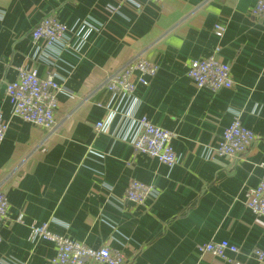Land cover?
I'll use <instances>...</instances> for the list:
<instances>
[{"label": "crops", "instance_id": "1", "mask_svg": "<svg viewBox=\"0 0 264 264\" xmlns=\"http://www.w3.org/2000/svg\"><path fill=\"white\" fill-rule=\"evenodd\" d=\"M256 3L0 0V112L8 124L0 187L9 200L0 264H50L54 244L31 235L44 221L90 247L122 250L126 264H234L198 251L225 239L239 246L243 264H264L252 254L264 250V219L246 206V192L264 176V19L253 16ZM50 15L71 28L84 19L101 26L84 43L73 34L70 49H45L31 31ZM217 24L226 27L222 37ZM216 49L234 86L199 88L187 65ZM138 55L159 66L136 88L138 114L175 133L174 167L116 139L123 113L103 83ZM23 66L63 85L51 131L14 114L6 83ZM237 113L256 139L240 156L212 157ZM132 180L155 189L143 204L126 199Z\"/></svg>", "mask_w": 264, "mask_h": 264}, {"label": "built area", "instance_id": "2", "mask_svg": "<svg viewBox=\"0 0 264 264\" xmlns=\"http://www.w3.org/2000/svg\"><path fill=\"white\" fill-rule=\"evenodd\" d=\"M252 14L264 19V0H257ZM100 26L94 21L84 19L78 27L71 28L57 17L50 15L40 20L32 29L31 36L35 42L44 41L45 49L51 47L70 49L74 47L73 34L79 43H84ZM215 28L218 36L222 37L225 34L224 25L217 24ZM40 48L41 46L38 51ZM218 51L219 49H216V52L207 57L189 61L187 76L199 88L219 90L234 86L231 65L218 57ZM158 70L159 66L155 62L138 55L109 75L103 86L117 99L113 110L123 113V123L116 134V139L132 145L134 154L146 155L158 159L169 167H174L178 163L173 145L175 133L157 126L146 115L138 114L142 101L135 94L136 88L139 84L148 85L157 75ZM62 90V83L53 73L41 77L37 69L25 66L18 69L15 80L6 83V92L13 102L14 114L48 131L56 126L58 97ZM103 127L104 122L97 121L96 131H101ZM7 129L8 124L0 112V142L5 139ZM255 139V132L242 123L240 114L237 113L223 131L212 157L240 156L249 149ZM261 167L264 169V162L261 163ZM154 190V187L147 183L132 180L126 191V199L136 204H143L152 196ZM246 206L264 219V176L256 187L246 192ZM8 210L9 200L0 187V224L7 218ZM31 235L34 240H46L54 244L55 255L51 258L50 264H126L122 250L112 249L109 246L90 247L70 236L55 232L50 221L32 224ZM198 251L202 254L210 253L234 264H243L237 259L240 253L239 246L226 239L200 244ZM252 254L260 261L264 260L263 249L255 248Z\"/></svg>", "mask_w": 264, "mask_h": 264}]
</instances>
